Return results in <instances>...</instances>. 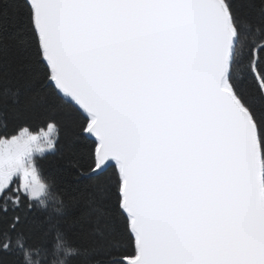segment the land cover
Wrapping results in <instances>:
<instances>
[{"label": "snow or ice", "instance_id": "snow-or-ice-1", "mask_svg": "<svg viewBox=\"0 0 264 264\" xmlns=\"http://www.w3.org/2000/svg\"><path fill=\"white\" fill-rule=\"evenodd\" d=\"M240 26L236 0H0L98 193L84 244L23 227L63 213L39 166L61 128L0 91V264H264V43L238 51Z\"/></svg>", "mask_w": 264, "mask_h": 264}, {"label": "trees", "instance_id": "trees-1", "mask_svg": "<svg viewBox=\"0 0 264 264\" xmlns=\"http://www.w3.org/2000/svg\"><path fill=\"white\" fill-rule=\"evenodd\" d=\"M236 4L241 25L237 48L238 51L247 53L252 43H264V5H261L260 0H236ZM244 23H249L251 27H243ZM257 28H260L259 32ZM20 47L22 45L19 41L13 39L10 34L0 37V91L9 89L16 93L21 101L35 98L23 122L32 132H37L41 126H45L44 122L49 116H54L60 124V141L56 151L41 159L39 166L41 181L52 183L54 194L63 201L62 214L52 211L54 207H59V204L54 200L49 201L48 212H34L23 227L32 230L34 235L39 237L54 225L73 238L75 243L84 244L87 241L80 238L81 230L76 221L92 211L97 203L98 193L94 182L84 178L86 171L75 167L80 152L74 125L52 109L51 106L56 103L55 99L40 88L36 79L31 78L18 55ZM236 67L239 69L241 64L238 63ZM244 87H247L246 83ZM78 171L83 174L78 175ZM49 239H55V233ZM4 259L11 264L14 257L5 256Z\"/></svg>", "mask_w": 264, "mask_h": 264}, {"label": "rangeland", "instance_id": "rangeland-1", "mask_svg": "<svg viewBox=\"0 0 264 264\" xmlns=\"http://www.w3.org/2000/svg\"><path fill=\"white\" fill-rule=\"evenodd\" d=\"M42 182V181H41ZM43 183V182H42Z\"/></svg>", "mask_w": 264, "mask_h": 264}]
</instances>
